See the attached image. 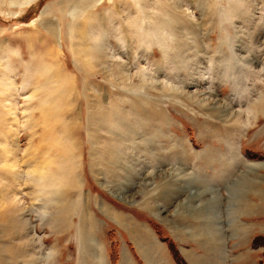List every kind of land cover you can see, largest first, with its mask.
I'll return each mask as SVG.
<instances>
[{"label":"rangeland","instance_id":"rangeland-1","mask_svg":"<svg viewBox=\"0 0 264 264\" xmlns=\"http://www.w3.org/2000/svg\"><path fill=\"white\" fill-rule=\"evenodd\" d=\"M79 1L85 0L0 6V264H91L92 245L100 242L91 235L107 236L116 251L119 242L127 247L130 242L104 212L106 201L151 227L157 219L163 230L187 234L171 238L177 264H188L180 250L204 253L208 260L218 249L222 257L224 239L247 226L235 219L243 229L232 224L215 243L209 239L216 237L208 230L212 223L201 213L227 209V185L242 177L248 187L255 182L246 176L250 169L240 171L246 168L240 155L264 159V0H92L90 16L71 13L69 3ZM158 17L165 20L162 27ZM156 32L168 47L161 49ZM96 34L107 48L103 61L92 64L85 49ZM95 122L101 130H93ZM38 168L47 174L38 177L32 171ZM220 168L227 177L221 188L200 177L203 169ZM186 172L218 196L226 190L227 207L200 212L197 203L192 210L180 205L191 192L185 186L181 194L166 190L182 189L177 177ZM43 191L51 192L50 199ZM63 202L68 210L77 205L76 212L54 221ZM160 206L166 211L159 212ZM186 212L205 224H194L190 233ZM90 215L97 216L94 235L86 234ZM233 216L222 215L218 225L225 229ZM80 233L81 240L74 239ZM253 240L264 245V236Z\"/></svg>","mask_w":264,"mask_h":264},{"label":"crops","instance_id":"crops-1","mask_svg":"<svg viewBox=\"0 0 264 264\" xmlns=\"http://www.w3.org/2000/svg\"><path fill=\"white\" fill-rule=\"evenodd\" d=\"M170 155H173V158L177 159V153L174 151L173 153L170 152ZM249 155V154H248ZM244 155V157L241 156V159L244 162V165L246 168H241L240 171L245 172L248 169L251 171H248L246 174L247 177L251 179H255V182H252L251 189L245 190L242 193L240 192V211L238 212L237 216H233V221L236 219V221L242 223L243 225L247 226L244 230L234 233L229 238H225V247H224V253L221 256L218 257V254L213 249L211 256L207 255L209 257L208 260L205 258L204 253L203 254H197L191 256L188 251H181L180 254L183 256L185 261L188 264H220L218 262H223L221 264H264V245L260 246H254L253 245V238L255 236H264V159L259 160L260 158H256V156H248ZM203 156L200 157L197 160H202ZM182 159H185L187 162L190 159H186L182 157ZM198 169V168H196ZM195 169V170H196ZM209 169V168H208ZM199 170V169H198ZM204 170L206 173H204ZM194 171V169H192ZM204 174L201 173L200 177L207 181V183L216 185L218 188L223 187L224 183L227 182V177H224L226 174H223L224 170L219 169L215 173L210 172L206 169L201 170ZM240 171L237 178L240 179ZM196 172V171H194ZM227 173H230V170L227 169ZM194 174V173H193ZM234 175V174H233ZM232 175V176H233ZM236 178V179H237ZM65 187V185H62ZM219 190V189H218ZM223 200L221 199L223 209L227 207V202L225 199L228 196V193L226 190L222 189L221 192H219ZM100 195V194H99ZM101 199L105 200L102 195L99 196ZM64 199H66L64 197ZM61 201V199H60ZM102 205V207H105L104 212L107 215H111V218L113 219V223L116 224L118 228L121 230L118 233L121 237L127 238V240L130 243H127L126 245H123L121 242L118 244V251L116 249L112 248V243L107 239V236L99 237L96 235L94 238V232L91 230V226L96 225V219L93 218L90 215V230L86 234H93L91 235V239H99V244L97 245V241L92 245L95 248L94 256L90 257L91 264H98L101 260L100 264H112L111 258H109V250L113 251L115 250L116 253V263L115 264H125V260L129 262V264H177L175 262V259L173 258V251L172 248L174 247L172 245L169 246V241L171 244H174L171 238L173 239H183L187 236V234H182L183 236H179L174 232L171 231H165L160 226V224L157 221L154 222V226H150L148 222L144 220H137L132 214L128 216L125 211L120 209L119 207L112 204L110 201H106ZM245 202L250 203L251 205H247L250 207H245ZM73 205V204H71ZM63 210H59V215L63 211L64 214L59 217L58 211H56L54 221L58 220H64L69 219L71 216V211L76 212V206L73 205V209L68 210L67 203L63 202ZM222 207V206H221ZM242 207V208H241ZM243 209V210H241ZM73 211V212H74ZM90 211L94 213L93 208H90ZM103 212V213H104ZM92 213V214H93ZM186 223H188L186 230L192 231L193 225L197 224H205V220L194 218L193 214L191 212H186ZM191 213V215H190ZM83 224L82 217L80 216L78 223ZM162 225V224H161ZM259 228V229H257ZM231 231H229L230 233ZM59 235H63L61 232H56ZM132 233V234H131ZM179 234V233H178ZM250 234V235H249ZM75 235V234H74ZM81 235H75L74 239L81 240ZM249 235V236H248ZM196 239V236L193 235ZM58 237V236H57ZM117 237V236H116ZM59 238V237H58ZM60 239V238H59ZM106 239V241H105ZM122 239V238H121ZM193 239V238H192ZM245 240L244 243L242 241ZM253 240V241H252ZM125 242V240H124ZM209 245H212L210 242ZM217 249V247H215ZM98 249V252L96 251ZM223 250V247H222ZM52 254V253H51ZM92 255V254H90ZM136 255L137 257H140L142 260V263H138L133 257ZM195 256H201L196 257ZM148 257V258H143ZM139 258V259H140ZM223 258V260H221ZM49 261H52V256L50 257ZM218 261V262H217ZM98 262V263H97ZM208 262V263H207Z\"/></svg>","mask_w":264,"mask_h":264},{"label":"bare ground","instance_id":"bare-ground-1","mask_svg":"<svg viewBox=\"0 0 264 264\" xmlns=\"http://www.w3.org/2000/svg\"><path fill=\"white\" fill-rule=\"evenodd\" d=\"M36 2L37 0H0V6H2L3 8H4V3L5 4H7V6H9V5H14V6H18L19 8H26V7H28L31 3H33V2ZM95 1H97V0H95ZM93 2L94 1H92V0H85V1H79L78 3L76 2H70L69 3V8H73V12H71L72 14H79V13H81V12H83V14H84V11H88V16H90V14H91V12L89 13V7H91L92 5L91 4H93ZM174 4H177V3H174ZM59 6V5H58ZM6 7V6H5ZM68 8V9H69ZM89 9V10H88ZM70 10V9H69ZM55 11V10H54ZM57 12V11H56ZM77 12H79V13H77ZM44 14H47V8L44 10V11H42L41 13H40V15L42 16V15H44ZM75 14V15H76ZM85 14H87V12L85 13ZM80 15H82V14H80ZM74 16V15H73ZM86 16V15H85ZM152 19H155V18H152ZM156 20V19H155ZM157 20L159 21V23H161L160 25V27H162V24H163V22H165V20H162V18H157ZM136 27V26H135ZM160 27H156V28H160ZM50 30V32L52 31L53 32V29H52V27H50L49 28ZM58 29V28H57ZM139 29V28H138ZM138 29L137 30H135V29H132L131 30V32H133L134 31V33H137V32H139L138 31ZM161 29V28H160ZM127 31V30H126ZM55 32V31H54ZM124 33H125V31H124ZM151 33V32H150ZM158 34H160V33H158ZM157 34V32L153 35V37L155 38V41H157V44L158 43H160L161 44V49L163 48H166V47H168V45L169 44H167V43H164V39H163V35L161 34V35H158ZM55 35V34H54ZM131 35V34H130ZM88 36H90V35H88ZM147 36H148V34H143V36L142 37H146L147 38ZM57 37V36H56ZM122 37V36H121ZM152 37V36H151ZM89 39H90V37H89ZM90 40H92V42L91 43H89V44H92V45H89V47H86V49H85V51H87V55H88V57H89V60H90V62L92 63V64H96V63H101L102 61H103V58H104V53H105V50H106V48H105V38L101 35V34H96V35H94L93 37H92V39H90ZM84 51V52H85ZM107 52V51H106ZM106 55V54H105ZM106 57V56H105ZM89 62V61H88ZM0 64L1 65H4V58L2 59L1 58V60H0ZM88 64V63H87ZM118 64V63H117ZM116 64V65H117ZM93 66V65H92ZM120 66H121V64H120ZM115 67V66H114ZM116 68V67H115ZM117 68H119V67H117ZM6 69H7V72H8V67L7 68H5V70H4V75L6 76ZM121 69H123V67L121 68ZM119 70V69H118ZM6 72V73H5ZM117 73H119V72H117ZM123 73V72H122ZM120 74H121V71H120ZM119 75V74H118ZM124 76H125V74H124ZM142 76V75H141ZM144 76V75H143ZM120 77V76H119ZM123 77V75L120 77V79ZM125 78V77H124ZM123 78V79H124ZM13 81H14V79H13ZM12 80H11V82L10 83H12L13 82ZM6 82V81H5ZM15 82V81H14ZM10 83H9V85H10ZM102 100V99H101ZM101 106V105H100ZM49 110V109H48ZM113 111V110H112ZM116 113V112H115ZM95 115H96V113H94ZM95 115H94V119H95V121H96V117H95ZM102 116V115H101ZM105 116H107V115H105ZM104 117V116H103ZM52 118H53V116H52ZM121 119V118H120ZM114 120H116V118H114ZM122 120H123V118H122ZM98 121V120H97ZM109 121V120H108ZM124 121V120H123ZM110 122H111V120H110ZM109 122V123H110ZM125 122V121H124ZM114 123V122H113ZM116 123V122H115ZM120 123V122H119ZM121 123H123V122H121ZM120 123V125L119 126H121L122 127V124ZM125 123H127V121L125 122ZM99 124V123H98ZM112 124V123H111ZM111 124H110V126H111ZM117 124H118V122H117ZM116 124V125H117ZM105 125V124H104ZM104 125H102V126H104ZM107 125V124H106ZM115 125V124H114ZM124 126V125H123ZM117 126H115V128H116ZM127 127V126H126ZM99 128H100V125L98 126L97 124H96V122H95V125H94V129L93 130H95V131H98L99 130ZM113 128V127H112ZM129 128V127H128ZM134 128V127H133ZM102 128H100V130H101ZM107 129H109V124H108V128ZM131 128H129V129H126V130H130ZM132 130V129H131ZM135 130V129H134ZM108 131V130H107ZM109 131H110V129H109ZM136 131V130H135ZM111 132H113V131H111ZM125 132V131H124ZM129 132H131V131H129ZM133 132V131H132ZM121 133V132H120ZM126 133H128V132H126ZM134 133V132H133ZM135 133H137V132H135ZM122 134V133H121ZM121 134H120V136H121ZM119 135V134H118ZM131 135H132V133H131ZM115 136V135H114ZM127 138V137H126ZM113 140V139H112ZM117 140V139H116ZM116 140H114V141H116ZM123 140V139H122ZM126 141V140H125ZM120 143V140L119 141H117V143ZM121 142H124V141H121ZM112 143H113V141H112ZM121 145V144H120ZM123 145V144H122ZM121 145V146H122ZM116 146H117V144H116ZM121 146H120V148H121ZM119 148V147H118ZM110 149V148H109ZM113 149H114V147H113ZM112 150V149H111ZM113 151V150H112ZM6 152V151H5ZM8 152V151H7ZM11 152V151H10ZM115 152H117V149L115 150ZM114 152V153H115ZM108 153V152H107ZM107 153H105V154H107ZM112 153V152H111ZM113 153V154H114ZM110 154V153H109ZM111 155V154H110ZM116 155V154H115ZM112 157V156H111ZM110 157V158H111ZM116 157V156H115ZM115 157H112V158H115ZM101 158V157H100ZM109 158V159H110ZM108 159V160H109ZM117 159V158H116ZM112 160H114V159H112ZM11 161V160H10ZM110 162V161H109ZM11 163V162H10ZM10 163H8V162H5L4 163V166H8V167H12L13 165H12V163L10 164ZM171 164V163H170ZM166 165V164H165ZM101 166V165H100ZM14 167V166H13ZM171 170H178L179 171V167H173V169L172 168H170ZM164 170V169H163ZM168 170V169H167ZM32 171H34V173H36V175H38V177H40V178H42V177H44L45 176V174H47L46 172L48 171V170H46V169H44V168H38V169H34V170H32ZM159 171H161V170H159ZM169 171V170H168ZM141 172V171H140ZM158 171H155L154 172V174H156ZM160 173H162V172H160ZM187 174H189V175H187ZM146 175L147 174H145V177H146ZM138 176V175H137ZM151 176V175H150ZM177 176V175H176ZM183 176H185V177H183ZM183 176H179V177H177V179L178 180H182L183 181V187H182V189H177V188H171L170 190H168L169 189V187H168V189L166 190V192L168 193V192H174L173 194H177V193H180L181 191H183L184 189V186H185V189H187L186 191H189V192H191V195H190V197H185L183 200L181 199V200H179L180 202H179V204L180 205H182L183 204V206H186V207H188V208H191V210L192 209H194V207L193 206H191V203H197V207H199V211L200 212H202L204 209H206V208H210V207H215V208H217L219 205L221 206V197H219L218 195H217V193H218V191L216 190V189H213L212 187H209L208 185L210 184H205V183H203V182H200V180L199 179H197L196 177H193L192 176V173H190V172H186V173H184V175ZM55 177V176H54ZM180 177H181V179H180ZM246 182H249L248 181V179L246 180V178H243L242 177V180H236L233 184H229V185H227V188H231L232 189V191H228V193H229V201H228V203H229V205H228V207H227V209L223 212V211H217V209H215L216 211H217V213H215L214 215H211V216H208V214H206V212H204V213H201V216H203V218L205 219V220H207V218H208V220H209V222L210 223H212V228H209L208 230H210V229H212V230H214V233H215V235H216V237H210L209 235H210V233H209V235L207 234V236H209L210 238L209 239H212L215 243H217L218 241H223V238H221L220 239V237H225V234H224V231H227L228 229H232V228H229V226H231L232 224H235L236 225V229L238 230V229H243V227H242V225L241 224H239V223H237V222H235V221H232L231 219H228V218H230V214L233 216V215H235V217L237 216V214H238V210H239V208H238V206H239V200H238V197H239V195H240V192H243V191H245V190H250L251 189V187H248L247 185L248 184H246ZM252 182V181H251ZM115 183V182H114ZM119 183V182H118ZM126 183V182H125ZM145 183V182H144ZM169 184V183H168ZM121 185V184H120ZM115 186V185H114ZM127 186H128V184H127ZM169 186V185H168ZM50 187V186H49ZM129 187H131V186H129ZM121 188H122V186H121ZM167 188V187H166ZM115 189H116V187H115ZM122 190H124V189H122ZM118 191V190H117ZM125 192V191H124ZM126 193V192H125ZM131 193V192H130ZM182 193V192H181ZM180 193V194H181ZM3 195H4V193H3ZM13 195V194H12ZM134 195V194H133ZM43 196L45 197V199H50V197H51V192L50 193H48V192H44L43 191ZM125 196V195H124ZM175 196V195H174ZM173 196V197H174ZM177 196V195H176ZM13 197V196H12ZM169 197V196H168ZM178 197V196H177ZM204 197V200L203 201H201V198H203ZM3 198H4V196H3ZM15 198V197H14ZM53 198V197H52ZM169 198H171V197H169ZM54 200V199H53ZM7 201V200H6ZM12 204V203H11ZM166 205V204H165ZM168 206V205H167ZM195 206V207H196ZM217 206V207H216ZM166 207H163V206H160V211L159 212H163V211H166V209H165ZM168 208V207H167ZM220 208V207H219ZM218 208V209H219ZM242 208V207H241ZM60 209H61V207H60ZM198 210V209H197ZM211 209H207V211H210ZM157 211H158V209H157ZM175 212H177L176 210H175ZM211 212H214V211H211ZM210 212V213H211ZM196 213V212H195ZM219 213V214H218ZM197 214V213H196ZM198 214H200V213H198ZM202 214H206V215H202ZM228 215V218L225 220V221H227L226 223L228 224V225H226V227H225V229L223 228V227H221V226H219L218 224L220 223L221 224V222L223 223V217H222V215ZM207 217V218H206ZM225 221H224V223H225ZM214 224H216L217 226L215 227L214 226ZM237 224H238V226H237ZM241 225V226H240ZM233 226V225H232ZM237 227H240V228H237ZM213 232V231H212ZM191 233V232H190ZM226 233V232H225ZM132 234V233H131ZM212 234V233H211ZM227 234V233H226ZM233 235V234H232ZM192 236V235H191ZM208 238V237H207ZM216 238H217V240H216ZM225 240V239H224ZM209 241V240H208ZM212 241V243L213 244H215L214 242ZM220 244V242L218 243V246H220L219 245ZM215 248V247H214ZM221 252L220 250H215V252L217 253V252ZM34 257V256H33ZM33 257H31V259H35V257L33 258ZM30 259V258H29ZM37 259V258H36ZM47 259V258H46ZM38 261V260H37ZM32 262V261H31ZM46 263V262H45Z\"/></svg>","mask_w":264,"mask_h":264},{"label":"trees","instance_id":"trees-1","mask_svg":"<svg viewBox=\"0 0 264 264\" xmlns=\"http://www.w3.org/2000/svg\"><path fill=\"white\" fill-rule=\"evenodd\" d=\"M153 226H154V225H153ZM169 246H171V248H172V244L170 243V241H169ZM172 251H173L175 257L177 258L176 253L174 252V251H175V250H174V247L172 248ZM110 258H111V263H112V264H115V263H116V259H117V257H116V253H115V250H113V251L111 252ZM177 261H178V260H177Z\"/></svg>","mask_w":264,"mask_h":264}]
</instances>
